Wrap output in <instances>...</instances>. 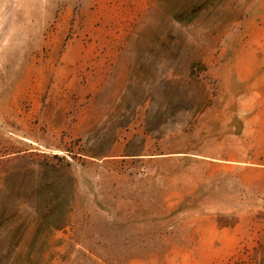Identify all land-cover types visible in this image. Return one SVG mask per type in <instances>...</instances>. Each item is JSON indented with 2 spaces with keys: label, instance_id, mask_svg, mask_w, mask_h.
<instances>
[{
  "label": "rangeland",
  "instance_id": "rangeland-1",
  "mask_svg": "<svg viewBox=\"0 0 264 264\" xmlns=\"http://www.w3.org/2000/svg\"><path fill=\"white\" fill-rule=\"evenodd\" d=\"M0 264H264V0H0Z\"/></svg>",
  "mask_w": 264,
  "mask_h": 264
}]
</instances>
